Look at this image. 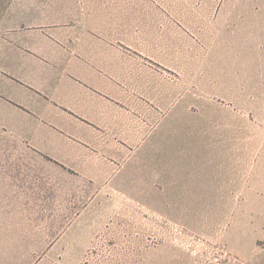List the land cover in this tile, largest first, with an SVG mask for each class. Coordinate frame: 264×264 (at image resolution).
I'll list each match as a JSON object with an SVG mask.
<instances>
[{"label":"rangeland","instance_id":"rangeland-1","mask_svg":"<svg viewBox=\"0 0 264 264\" xmlns=\"http://www.w3.org/2000/svg\"><path fill=\"white\" fill-rule=\"evenodd\" d=\"M0 264H264V0H0Z\"/></svg>","mask_w":264,"mask_h":264},{"label":"crops","instance_id":"crops-1","mask_svg":"<svg viewBox=\"0 0 264 264\" xmlns=\"http://www.w3.org/2000/svg\"><path fill=\"white\" fill-rule=\"evenodd\" d=\"M2 113H3V111L0 110V116H1Z\"/></svg>","mask_w":264,"mask_h":264}]
</instances>
